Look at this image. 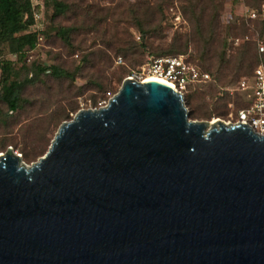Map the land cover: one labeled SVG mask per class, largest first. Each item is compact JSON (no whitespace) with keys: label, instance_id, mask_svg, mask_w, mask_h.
I'll list each match as a JSON object with an SVG mask.
<instances>
[{"label":"water","instance_id":"obj_1","mask_svg":"<svg viewBox=\"0 0 264 264\" xmlns=\"http://www.w3.org/2000/svg\"><path fill=\"white\" fill-rule=\"evenodd\" d=\"M0 264H264V134L128 77L37 162L0 154Z\"/></svg>","mask_w":264,"mask_h":264},{"label":"rangeland","instance_id":"obj_2","mask_svg":"<svg viewBox=\"0 0 264 264\" xmlns=\"http://www.w3.org/2000/svg\"><path fill=\"white\" fill-rule=\"evenodd\" d=\"M52 1L44 0V38H38L37 47L26 52L25 61L7 49L0 52V60L16 64L18 79H24L28 71L33 77L37 65H57L73 76L55 77L51 70L40 75L24 88L19 111L9 112L0 101V154L11 147L23 163L32 165L48 151L63 122L81 109L107 105L126 78L150 76L157 59L164 56H184L211 75L208 81L183 85L193 120L236 122L238 112L254 98V88L243 90L240 85L250 76L246 71L223 77L215 72L216 64L207 71L193 14L208 20L219 13L227 37V58L233 59L250 42L258 48L261 64L264 34L259 23L264 20V1L256 6L252 0H58L68 5L58 16L53 15ZM212 1L216 11L203 10ZM247 7L256 10V19L245 16ZM61 28L69 29L68 37L58 33ZM252 64L256 61L247 58L243 67L246 70Z\"/></svg>","mask_w":264,"mask_h":264},{"label":"trees","instance_id":"obj_3","mask_svg":"<svg viewBox=\"0 0 264 264\" xmlns=\"http://www.w3.org/2000/svg\"><path fill=\"white\" fill-rule=\"evenodd\" d=\"M262 1L264 0H252V3L257 6V4H259V2L261 4ZM52 5L54 7V16H58L68 9V5L62 1L53 0ZM206 5L207 7L203 10L210 9V11L215 12L217 9L213 1L212 4ZM231 16L234 17L233 11L231 12ZM193 18L197 34L201 38L203 44L204 49H202L203 55H201V59L208 65L207 71H211L213 65L216 64L215 72L219 73L220 76L223 75V77L242 73L243 71H246L250 76L254 73V70L260 64L258 62V48L255 44L246 42L245 49L243 51L238 50L233 59H229L227 58V37L224 36V29L221 24V16L219 13L217 17L212 14L210 19L205 20L194 12ZM33 22L31 0H0V52H2L3 49H7L10 53L16 54L19 61H25L26 52L34 50L38 45V34L31 30ZM242 23L245 25V21H242ZM259 25L261 33L264 34V20H262ZM58 33L63 37H68L69 29L61 28ZM247 58H253L256 64H252L251 67L245 70L243 65ZM15 65L13 61L0 60V101L6 105L9 112H16L21 109L24 88L34 84L40 75L46 73L48 70H51L52 74L59 78H69L73 76L71 72L57 65H37L34 67L33 77H29L30 71H28L24 79H18L16 77L18 71ZM229 103L230 101L226 106H228ZM249 103L248 101L247 105Z\"/></svg>","mask_w":264,"mask_h":264},{"label":"built area","instance_id":"obj_4","mask_svg":"<svg viewBox=\"0 0 264 264\" xmlns=\"http://www.w3.org/2000/svg\"><path fill=\"white\" fill-rule=\"evenodd\" d=\"M33 25L31 30L38 34V38H44L46 30V5L44 0H32ZM248 19H256V10L247 7L245 10ZM261 53L264 52V45L260 46ZM153 75H159L166 79L171 85L185 96L184 84L210 80L211 75L204 72L197 63L186 60L184 56H164L157 59L154 64ZM241 88L247 90L254 88L253 100L238 112L236 122H245L260 134H264V63L254 70L251 76L240 81Z\"/></svg>","mask_w":264,"mask_h":264},{"label":"bare ground","instance_id":"obj_5","mask_svg":"<svg viewBox=\"0 0 264 264\" xmlns=\"http://www.w3.org/2000/svg\"><path fill=\"white\" fill-rule=\"evenodd\" d=\"M142 80H145V81H148V80H156V81H160V82H163V83H166V84H170L171 85V83H169L166 79H164L163 77H161L159 75L150 74V76H147L146 78H144ZM172 86H173V84H172Z\"/></svg>","mask_w":264,"mask_h":264}]
</instances>
